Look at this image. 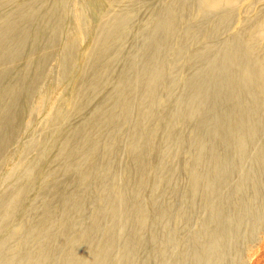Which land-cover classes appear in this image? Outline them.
Listing matches in <instances>:
<instances>
[{
	"label": "bare ground",
	"instance_id": "6f19581e",
	"mask_svg": "<svg viewBox=\"0 0 264 264\" xmlns=\"http://www.w3.org/2000/svg\"><path fill=\"white\" fill-rule=\"evenodd\" d=\"M55 51L0 264L242 258L264 230V0H0V157Z\"/></svg>",
	"mask_w": 264,
	"mask_h": 264
},
{
	"label": "rangeland",
	"instance_id": "374dc122",
	"mask_svg": "<svg viewBox=\"0 0 264 264\" xmlns=\"http://www.w3.org/2000/svg\"><path fill=\"white\" fill-rule=\"evenodd\" d=\"M77 10L76 7L71 6L69 17L74 18ZM78 27H80L79 22ZM85 42L86 37L82 35L81 44L84 45ZM59 57V52L55 51L49 62L44 66L37 84L29 97L27 109L20 122L19 133L9 145L7 154L0 157V189L11 186L18 177L40 167L38 157L46 147L44 136L50 131L52 122L51 115L48 114L47 109L40 102L38 90L43 80L48 76L51 67L59 62ZM64 88V84H59L57 87L58 93H62ZM24 128H26L25 131ZM13 151L15 152V156L10 158V153ZM4 213L3 205H1L0 215ZM263 243L264 230L257 234V240L254 244H247L244 247L243 257L235 264H264Z\"/></svg>",
	"mask_w": 264,
	"mask_h": 264
}]
</instances>
